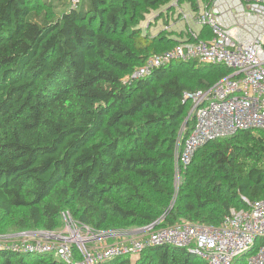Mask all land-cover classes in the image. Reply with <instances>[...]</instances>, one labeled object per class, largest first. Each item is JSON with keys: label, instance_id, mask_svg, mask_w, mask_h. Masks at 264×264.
Returning <instances> with one entry per match:
<instances>
[{"label": "trees", "instance_id": "trees-1", "mask_svg": "<svg viewBox=\"0 0 264 264\" xmlns=\"http://www.w3.org/2000/svg\"><path fill=\"white\" fill-rule=\"evenodd\" d=\"M170 1L0 0V229L51 232L63 211L110 235L158 219L219 226L231 208L264 199V129L202 145L174 184L175 145L193 126L183 93L229 69L175 61L131 77L182 39L140 25ZM252 252L234 264H253ZM0 264L63 263L0 246ZM98 264L206 262L164 244Z\"/></svg>", "mask_w": 264, "mask_h": 264}, {"label": "built area", "instance_id": "built-area-1", "mask_svg": "<svg viewBox=\"0 0 264 264\" xmlns=\"http://www.w3.org/2000/svg\"><path fill=\"white\" fill-rule=\"evenodd\" d=\"M175 1L156 15L164 12V29L174 24L172 17L184 23L185 35L171 48L150 55L131 77H144L155 67L175 61L219 64L229 69L212 85L183 93L184 101L190 103L186 118L193 120V126L183 141L176 142L177 174L207 142L239 131L264 129V0ZM77 2L69 0L71 6ZM245 202L246 208H231L219 226L186 219L161 226L158 219L123 240L105 243L95 252L85 245L96 236L94 230L63 211L62 225L56 230L23 239L16 247L0 246L51 255L63 264H98L108 258L135 257L150 246L164 244L187 248L206 264H234L238 256L253 249L248 258L253 264H264V243L256 245L264 238V199Z\"/></svg>", "mask_w": 264, "mask_h": 264}, {"label": "rangeland", "instance_id": "rangeland-1", "mask_svg": "<svg viewBox=\"0 0 264 264\" xmlns=\"http://www.w3.org/2000/svg\"><path fill=\"white\" fill-rule=\"evenodd\" d=\"M175 0H171L170 4L175 3ZM179 3H182L183 0L177 1ZM185 3H183L184 5ZM182 5V6H183ZM164 9V7L156 10H151L150 12L145 14L144 19L141 21L140 25L143 29L147 28L149 25H151L149 29V33L152 35H157L158 33H161V31L168 32V35H173L174 37H179L180 39L183 38L187 31V27L184 23L178 21L177 19H174L172 17V24L171 26H168L167 29H164V27L167 25V22L164 19H160L157 21V23H152L154 20V15H156L160 10ZM164 15V12H162ZM203 68H200V70L196 71H183L186 75L190 74H196L199 73H206L207 69L206 66H203ZM192 158L190 159L188 165L191 163ZM261 165H264V163H261ZM187 167V166H186ZM182 171H179L177 174H175L174 177V184H178L182 179ZM138 228H131L130 231L123 235H106V233L93 231V235H96L95 237L91 238V240L87 241L85 243L86 249L90 252H95L100 249L105 243H110L113 241H119L127 238L128 236L132 235ZM44 235V231L41 230H26V231H14L10 228L2 227L0 229V244L3 245H10V246H18L20 245L21 241L23 239H33L37 238L38 236ZM247 254V253H246ZM136 257V256H135ZM135 257H132L135 259ZM78 259V257H76Z\"/></svg>", "mask_w": 264, "mask_h": 264}, {"label": "water", "instance_id": "water-1", "mask_svg": "<svg viewBox=\"0 0 264 264\" xmlns=\"http://www.w3.org/2000/svg\"><path fill=\"white\" fill-rule=\"evenodd\" d=\"M178 1H180V0H178ZM169 8H170V7H168L167 9H169ZM158 16H159V15H155V16H154V19H157ZM186 120H187V118H186Z\"/></svg>", "mask_w": 264, "mask_h": 264}]
</instances>
